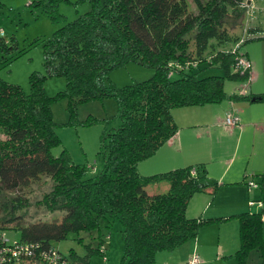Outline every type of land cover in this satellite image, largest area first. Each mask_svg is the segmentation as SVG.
<instances>
[{"label": "trees", "instance_id": "16d2710c", "mask_svg": "<svg viewBox=\"0 0 264 264\" xmlns=\"http://www.w3.org/2000/svg\"><path fill=\"white\" fill-rule=\"evenodd\" d=\"M48 1L54 2L36 4L49 13ZM89 1L85 12L43 42L44 73L29 74L27 92L0 80V249L30 247L33 254L20 258V264H43L50 249L65 264H90L92 255L101 256L105 264V236L100 230L116 220L122 243L118 264H155L157 252L194 239L201 225L233 217L238 223L235 264H250L252 251L264 264V170L257 184L260 209L220 218L185 215L192 194L208 191L212 196L218 186L207 181L203 163L149 175L137 171L138 162L176 133L172 109L252 98L264 102V92L246 91L249 68H235L239 58H247L239 51L243 40L230 31L241 24L247 0H190L194 11L188 0ZM20 53L13 38L0 34L1 62L7 64ZM127 62L150 67L153 73L135 83L113 86L109 71ZM209 68L218 73L202 76ZM47 76L63 77V90L46 95L42 83ZM225 81L239 88L227 94ZM103 97L115 101L119 124L101 132V168L86 176L85 165L72 163L65 150L57 156L50 153L59 144L50 103L65 98L70 118L76 104ZM42 177L48 188L35 204L58 216L32 219L21 211L27 204L25 188ZM160 182L166 184L162 192H146V186ZM6 229L17 231L18 239L7 241ZM79 231L94 241L85 245L84 256L65 257L51 245L68 232ZM7 256L3 264H12Z\"/></svg>", "mask_w": 264, "mask_h": 264}, {"label": "rangeland", "instance_id": "374dc122", "mask_svg": "<svg viewBox=\"0 0 264 264\" xmlns=\"http://www.w3.org/2000/svg\"><path fill=\"white\" fill-rule=\"evenodd\" d=\"M36 1L39 0H0V32L5 38H13L21 51L7 64L0 60V80L16 84L25 92L28 91L29 74L44 73L42 65L43 42L51 36L54 30L73 20L78 14L85 12L90 5L89 0H53L54 2H46L50 5L47 7L48 13L41 4H36ZM188 4L189 8L194 11L190 0H188ZM244 7L241 24L232 29L230 33L238 36L244 42L239 47V51L246 53L249 71L253 72V77H251L253 90H264V0H249L244 4ZM214 72L217 70L209 68L201 74L202 76L211 75L215 74ZM152 73L153 69L150 67L127 62L110 70L108 78L113 86L120 87L147 79ZM64 85L65 80L61 76H47L42 83L43 90L48 96H54L63 90ZM234 86L236 88L234 82L225 81V92L232 93L235 91ZM260 103L264 104V102H256L253 105H260ZM225 105L227 104L223 101L211 107H213V112H217L219 116L220 108ZM260 107L263 106L250 109L260 115L263 111ZM229 109L237 113L231 106ZM50 110L55 123L54 131L59 138V144L50 149L51 155L57 156L63 149L72 163L85 165L86 176L95 175L99 172L102 164L98 154L99 136L102 131L114 129L119 124L113 98L103 97L80 102L75 105L74 115L70 118L65 98L53 100L50 103ZM239 114L244 116L246 112L242 109ZM89 118L92 121L85 123L84 121ZM258 133L249 129L230 133L218 127L201 133L198 142L190 141L194 144L193 148L198 151L200 148L204 151L202 146H208L207 148L210 146L214 149V152L211 153L214 158L206 164L208 182L216 180L224 182L227 178L235 180L239 176L240 179L242 177L243 182L239 184L240 188L229 185L217 186L218 189L216 188L212 196L208 191L192 194L185 207L187 217L220 218L242 211L255 212L260 209L256 203V200L261 197L258 188L247 185L248 182H259V175L264 170V147L261 144L264 143V136H259ZM199 141L201 142L199 143ZM192 143H188V145ZM260 144L261 146H259ZM153 161H155L154 158L141 160L138 162V169L152 165ZM141 174L148 175L150 173ZM162 184L165 183L150 184L146 186V192L149 194L162 192L160 186ZM47 188L48 181L44 177L25 188L27 204L21 211L26 216L32 217V219L38 217L50 219L58 216L57 212H47L35 204V200L40 198L42 192ZM251 200L255 201V204L247 205V202ZM237 229L238 223L233 217L225 220H212L201 225L195 238L188 240L190 244H193L189 260L196 257L197 261L199 256L196 255L204 254L203 257L208 260L207 263L216 261L213 264H235L233 253L238 245ZM100 232L105 236L103 243L105 264H118L122 253L118 222L114 220L109 228H102ZM261 234L264 237V218L261 223ZM3 236L7 241L13 242L18 239V232L6 229L3 230ZM89 243H94L90 235L79 231L77 233L68 232L65 238L54 241L51 245L65 257H68L69 254L82 257L85 254V245ZM179 247L182 246L179 245ZM178 249L176 247L171 251L157 252L154 256L155 264H180L179 260L183 255L178 256ZM101 261V256L92 255L89 257L90 264H101ZM248 261L250 264H259V259L253 251L249 253Z\"/></svg>", "mask_w": 264, "mask_h": 264}, {"label": "crops", "instance_id": "0c3cea01", "mask_svg": "<svg viewBox=\"0 0 264 264\" xmlns=\"http://www.w3.org/2000/svg\"><path fill=\"white\" fill-rule=\"evenodd\" d=\"M247 2V1H246ZM246 4V3H245ZM247 58V56H246ZM250 73V80L246 85V91L249 94H258L264 92V90H253L252 88V78L253 72L249 71ZM236 85V84H235ZM239 87L236 85L234 86V90H237ZM224 89V86H223ZM225 91V90H224ZM227 94H230L227 93ZM227 105L220 108V115L218 116L217 112H213L212 105H204V106H188V107H178L171 110V116L174 120V123L177 126L176 133L169 138L164 144H162L153 155L148 158H154L155 161L152 162V165L146 166L144 169H138L137 164V171L141 173H157L166 171L169 169L183 167L187 165H194L197 163H203L206 168V164L214 158L211 156V153L214 152V149L207 148L208 146H202L203 150H196L194 149V144L190 142L191 140L198 142V139L201 138V133H205L210 129L218 128L221 130L229 131L233 133V131L241 132L244 129H249L252 132L255 131L256 133L264 136V104L260 103V105H253L256 102L253 101H238V102H229L225 101ZM237 103V105H234ZM220 104V103H219ZM224 104V103H223ZM262 104V105H261ZM213 106H215L213 104ZM231 106L237 113H235L238 117V124L235 127H228L226 128L223 125V117L225 113L228 111V108ZM258 106L262 108V114H258L253 112L250 108H257ZM228 107V108H227ZM242 109L245 110L246 114L242 116L240 115V111ZM230 110V109H229ZM239 128H238V127ZM237 127V128H236ZM229 129V130H228ZM261 131V132H260ZM201 141H199L200 143ZM263 142V141H262ZM188 143H192L188 145ZM262 147H264V143H261ZM261 144L259 146H261ZM196 145V144H195ZM206 153V155H204ZM157 158V159H156ZM257 173V172H256ZM143 175V174H142ZM149 175V174H148ZM231 179V180H230ZM239 178H227L224 182H220L216 180L218 183V187L223 185L235 186L240 188L239 184L243 181ZM258 184V182H256ZM161 189L166 188L165 184L160 185ZM257 188V187H256ZM218 189V188H217ZM216 191V190H215ZM248 203V202H247ZM248 205V204H247ZM234 213V212H233ZM232 215V214H229ZM228 216V215H227ZM188 242V241H187ZM183 243L182 247H177L178 249V256L181 260H179L180 264H188L190 255L192 252L190 251L193 244L189 242ZM190 251V252H189ZM195 254V252H193ZM185 255V256H184ZM196 255V254H195ZM204 254L196 255L198 260L193 264H213L207 263V259L203 257ZM183 262V263H182Z\"/></svg>", "mask_w": 264, "mask_h": 264}, {"label": "built area", "instance_id": "2783aa9c", "mask_svg": "<svg viewBox=\"0 0 264 264\" xmlns=\"http://www.w3.org/2000/svg\"><path fill=\"white\" fill-rule=\"evenodd\" d=\"M0 34H2V32H0ZM235 68H238L240 70H245L249 68V63L247 60L239 58L236 62ZM244 92H245V86L240 90V93L243 94ZM237 124H238L237 115L235 114L234 111L228 110L223 117V125L225 127H233L236 126ZM247 185L250 187H257V184L253 182H248ZM256 203L259 207L261 206L260 200H256ZM253 204H255V201L252 200L248 201L249 206H252ZM5 254H8V256L6 257L7 261H10V259H12L13 260L12 264H20L19 262L20 258L27 259L31 257L33 253L30 247L25 245H14L10 249L3 247L2 249H0V264L4 263ZM43 258L45 261L43 264H58V263L65 264L63 261H61L60 255H58L56 251L53 249H50L49 253L46 256H43ZM195 261H196V257H193L191 260H189L188 264H193Z\"/></svg>", "mask_w": 264, "mask_h": 264}, {"label": "water", "instance_id": "95a60500", "mask_svg": "<svg viewBox=\"0 0 264 264\" xmlns=\"http://www.w3.org/2000/svg\"><path fill=\"white\" fill-rule=\"evenodd\" d=\"M248 1H249V0H247V2H248ZM254 100H255L254 98L251 99V101H254Z\"/></svg>", "mask_w": 264, "mask_h": 264}]
</instances>
